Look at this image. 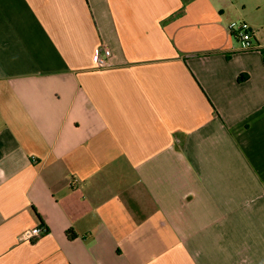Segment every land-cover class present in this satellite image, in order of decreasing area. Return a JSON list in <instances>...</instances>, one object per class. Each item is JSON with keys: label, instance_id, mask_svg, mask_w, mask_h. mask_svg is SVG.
<instances>
[{"label": "crops", "instance_id": "obj_1", "mask_svg": "<svg viewBox=\"0 0 264 264\" xmlns=\"http://www.w3.org/2000/svg\"><path fill=\"white\" fill-rule=\"evenodd\" d=\"M260 4L0 0V264H264Z\"/></svg>", "mask_w": 264, "mask_h": 264}, {"label": "built area", "instance_id": "obj_2", "mask_svg": "<svg viewBox=\"0 0 264 264\" xmlns=\"http://www.w3.org/2000/svg\"><path fill=\"white\" fill-rule=\"evenodd\" d=\"M228 30L239 41L242 51L252 50L261 47L253 42L254 32L251 26L245 21L232 22L228 26ZM111 51L106 47H100L96 53L95 61L98 69H106L112 66L110 63ZM48 234L46 226H38L26 231L22 239L24 241H34L35 239Z\"/></svg>", "mask_w": 264, "mask_h": 264}, {"label": "rangeland", "instance_id": "obj_3", "mask_svg": "<svg viewBox=\"0 0 264 264\" xmlns=\"http://www.w3.org/2000/svg\"><path fill=\"white\" fill-rule=\"evenodd\" d=\"M237 1H240V2H244L246 5H247V8L250 9V5H249V1L250 0H237ZM261 4H260V7H261V14H262V18L259 20V36H260V39H264V0H260ZM246 23H248L250 26L252 24H250V21H245Z\"/></svg>", "mask_w": 264, "mask_h": 264}, {"label": "trees", "instance_id": "obj_4", "mask_svg": "<svg viewBox=\"0 0 264 264\" xmlns=\"http://www.w3.org/2000/svg\"><path fill=\"white\" fill-rule=\"evenodd\" d=\"M263 56H264V50H263ZM68 236H69V238H71V239L75 238V234H74L72 231H69V232H68Z\"/></svg>", "mask_w": 264, "mask_h": 264}]
</instances>
